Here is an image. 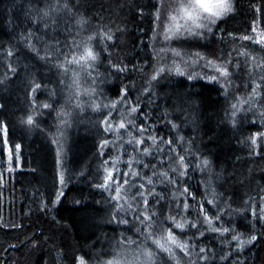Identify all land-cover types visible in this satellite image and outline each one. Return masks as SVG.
<instances>
[{
    "label": "trees",
    "instance_id": "1",
    "mask_svg": "<svg viewBox=\"0 0 264 264\" xmlns=\"http://www.w3.org/2000/svg\"><path fill=\"white\" fill-rule=\"evenodd\" d=\"M175 7L176 0H0V264L137 257L144 264H264V46L242 39L264 33V0H234V11L211 31L182 30L166 41ZM85 47L96 61L66 63ZM197 53L205 60L195 64ZM208 59L227 66L231 85L204 78L218 75L202 67ZM257 84V95L233 109ZM104 120L132 123L113 133ZM129 160L139 175L129 174L122 198L112 200L115 186L98 185L111 168L122 183ZM141 183L143 190L133 187ZM139 191L148 214L156 213L152 229L136 219L144 211ZM185 202L187 210L177 207ZM177 213L188 220L183 232L173 228L187 255L146 239L160 235L158 226L171 227L165 217ZM205 214L234 232L208 230ZM233 234L256 239L241 249Z\"/></svg>",
    "mask_w": 264,
    "mask_h": 264
},
{
    "label": "snow or ice",
    "instance_id": "2",
    "mask_svg": "<svg viewBox=\"0 0 264 264\" xmlns=\"http://www.w3.org/2000/svg\"><path fill=\"white\" fill-rule=\"evenodd\" d=\"M161 2H163V0H161ZM234 0H176V7L173 10V12L168 16V20L170 21V24L168 26H166L165 30L162 33L163 39L164 40H171L174 37H177L179 35H182L183 31H186L188 35L190 36H194V35H203L202 32L197 31L199 29H207L208 31H211V28L208 27V25L211 24H215L219 19H222L223 17H225L226 15H228L229 13L234 11ZM156 19H159V9L157 10L156 13ZM180 21H183V24L180 23ZM205 21L207 23H205ZM252 31L255 33L257 31L256 27H253ZM107 39H111L112 37L110 35H107ZM93 39V37H89V40ZM242 39L244 40H251L253 43L256 44H260L261 46H264V33L258 34L256 36H244L242 37ZM76 47H79V45H76ZM161 51H164V49H161ZM174 55L176 56H180L181 54L176 51V50H171ZM242 55H244L245 53H241ZM196 55V60L193 61L192 63L198 64L201 60H205V58L203 56H201L199 53L195 54ZM255 59V58H253ZM66 63L67 64H77V65H83L85 67L90 66L88 65V61H96L97 60V54H94L93 50L90 47H85L82 51V53L79 55V57H76L75 55H73L71 57V59H68L67 57H65ZM227 63H231V61H226L225 64ZM58 67L63 68L64 65L60 64L57 65ZM258 66H264V64L262 65H258ZM113 67H117L116 65H113ZM202 67L204 68H208L210 69L213 73H216L218 75H208L204 78L208 79L209 82H219L221 79L224 80V85H221L222 87H225V85H231L232 81L229 79L231 73L229 72L227 66L222 65L217 63L214 60L208 59L206 60V62L202 65ZM119 71H124L125 69L123 68H118ZM65 71H67V69L65 68ZM164 68H160L157 75L159 74V72H163ZM175 71L177 72V74L179 75H184V72L181 70V68L179 66H177L175 68ZM153 79H156V76L154 75L152 77ZM193 75L190 74L189 75V79H192ZM262 80H264V76L261 77ZM260 85L257 84L253 89H252V93L247 97V99L244 98H237V103L232 104V108L233 109H237L238 105H243V104H247L250 100L253 99L254 96L257 95V91L256 89L259 87ZM40 85H36V88H39ZM33 91H35V88L33 89ZM121 100H123V96H121ZM117 102H114L111 107L115 108ZM126 103V101H125ZM42 107L44 108H49L50 105L48 104H44L42 105ZM77 107H79V105H77ZM99 107V106H97ZM107 107V106H106ZM137 109L135 107H131L130 108V112H136ZM27 124L31 125L33 124V119L31 116L28 117ZM103 123L105 125H107V127L105 128L106 132H113V133H117L119 132L121 129H125L127 130L128 124H131L132 121H128V124H126L123 120H121L120 122H118L117 124H115V126L113 125V123L109 120H104ZM133 127H135V125H133ZM6 131V129H4ZM137 131L143 133L144 129L143 127H140L137 129ZM152 141L153 144H155V137H149ZM143 139H138L135 140L134 143L136 145H140L143 144ZM108 141H105L104 145H101V147H104L106 144H108ZM128 143H133V140H129ZM168 144H171L172 141L169 140L167 141ZM256 143V139L252 138V144ZM18 147V146H17ZM144 154H149V149L145 148L144 149ZM183 160L184 158L182 156H180L178 158L177 163L180 165H183ZM105 163H107V161H105ZM129 166V171L124 173L125 179L123 180V182L121 183V180L119 179V177L117 178H113L114 176V171L118 172V169L115 168H111V169H105V173L106 175L104 176L103 179V183L98 185V187L104 188L105 190H110L112 189L113 186H115V194L111 197L112 200L115 201H119L122 198V192L124 191V185L129 184V179H127V177L129 176V174H131L132 176H137L139 175V173L133 172L131 169V164L132 161L129 160L126 162ZM205 166H207V161L203 162ZM146 166V165H145ZM172 171H175V169H172ZM164 178H167V173H162L161 174ZM180 175H183V172L180 173ZM61 182L62 179H61ZM147 183L148 184H152V179L149 177L147 179ZM133 187H138L139 189L143 190L145 185L143 183L137 185H133ZM187 188L184 189V192L187 193ZM139 196H141L142 198V204H143V208L144 211H142L141 213L137 214L136 219L140 222V224L145 225L146 229H152L153 228V216L156 214L154 210L151 211V214L149 213V209H148V200L144 197V193L143 191H139L137 193ZM149 194H153L151 191L149 192ZM59 195H63V193L61 192ZM189 195H191L189 193ZM126 199V197H123ZM57 199H59V196L57 197ZM133 199H135V197H133ZM159 199L160 197H157L156 201H154V203H159ZM209 203H211V201H209ZM115 207H117L118 209L123 207L122 205H119L117 203V205H115ZM178 208L182 209V210H187L189 205L185 202L183 205H178ZM129 208H131V205H129ZM201 211H203V208L201 206ZM179 215V213H177L176 215H171V216H166L165 217V221H171L172 226L168 227L167 229H164L163 227L158 226L157 227V231L160 233V235L157 238H153L151 232H148L146 239H150L152 241L153 244L156 245V247L158 249L163 250L164 252L169 253L170 255L173 254V246L177 249H179L180 251L184 252L185 255H187V249H188V243L186 240H180L176 234L173 232V228L179 229L182 232L184 231V229L186 228L187 224H188V220L186 217L181 216L180 220L177 219V216ZM142 217V218H141ZM262 219H264V217H261ZM215 220H219V216L215 217ZM183 221V222H181ZM121 223H127V220H122L120 221ZM163 222H161L162 224ZM202 224H207L208 225V230L213 231V232H218L221 235L228 233L230 231H233V229H229L228 227H215L214 226V219L207 216V214H205L203 216V219L201 221ZM193 228H196L197 225L195 223H192L191 225ZM137 231H139V229H137ZM200 235H203V232H200ZM232 240H236L239 242L238 247H240L241 249L243 248V245L245 243H251V241L255 240L256 237L252 236L248 241H243L241 240L240 236L237 234H233L231 236ZM130 243H135L134 241H130ZM201 252H204L205 249L201 248L200 249ZM145 255L151 259L153 256V253L151 251H147L145 253ZM203 259H207V257H203ZM79 264H84L83 259H81L79 261ZM107 264H121V262L117 259H112L107 261Z\"/></svg>",
    "mask_w": 264,
    "mask_h": 264
},
{
    "label": "rangeland",
    "instance_id": "3",
    "mask_svg": "<svg viewBox=\"0 0 264 264\" xmlns=\"http://www.w3.org/2000/svg\"><path fill=\"white\" fill-rule=\"evenodd\" d=\"M144 264V262L143 261H139V257H137V258H135V260L134 261H128V262H121V264Z\"/></svg>",
    "mask_w": 264,
    "mask_h": 264
}]
</instances>
